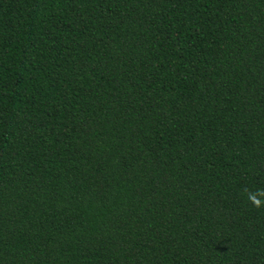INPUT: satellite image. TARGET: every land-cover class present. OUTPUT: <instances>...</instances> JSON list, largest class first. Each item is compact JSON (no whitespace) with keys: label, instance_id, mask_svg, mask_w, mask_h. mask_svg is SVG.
Listing matches in <instances>:
<instances>
[{"label":"trees","instance_id":"obj_1","mask_svg":"<svg viewBox=\"0 0 264 264\" xmlns=\"http://www.w3.org/2000/svg\"><path fill=\"white\" fill-rule=\"evenodd\" d=\"M0 264H264V0H0Z\"/></svg>","mask_w":264,"mask_h":264}]
</instances>
